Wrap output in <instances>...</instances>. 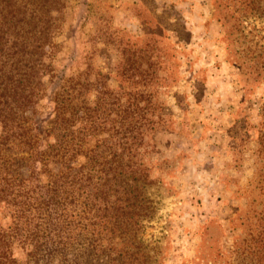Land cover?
I'll return each mask as SVG.
<instances>
[{
	"label": "rangeland",
	"instance_id": "obj_1",
	"mask_svg": "<svg viewBox=\"0 0 264 264\" xmlns=\"http://www.w3.org/2000/svg\"><path fill=\"white\" fill-rule=\"evenodd\" d=\"M32 6L54 16L46 46L53 69L28 111L41 135L66 79L87 77L91 101L98 71L123 90L125 75L149 79L156 123L144 156L143 263L264 264V0Z\"/></svg>",
	"mask_w": 264,
	"mask_h": 264
},
{
	"label": "trees",
	"instance_id": "obj_2",
	"mask_svg": "<svg viewBox=\"0 0 264 264\" xmlns=\"http://www.w3.org/2000/svg\"><path fill=\"white\" fill-rule=\"evenodd\" d=\"M36 2L0 1V264H144L137 238L156 123L149 79L125 75L123 90L98 71L92 101L87 77L66 79L41 135L28 111L53 69L54 16Z\"/></svg>",
	"mask_w": 264,
	"mask_h": 264
}]
</instances>
